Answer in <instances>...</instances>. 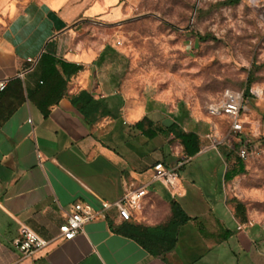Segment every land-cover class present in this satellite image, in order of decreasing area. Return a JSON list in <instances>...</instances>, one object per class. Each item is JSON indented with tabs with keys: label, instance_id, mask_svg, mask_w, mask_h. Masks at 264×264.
I'll use <instances>...</instances> for the list:
<instances>
[{
	"label": "crops",
	"instance_id": "0c3cea01",
	"mask_svg": "<svg viewBox=\"0 0 264 264\" xmlns=\"http://www.w3.org/2000/svg\"><path fill=\"white\" fill-rule=\"evenodd\" d=\"M121 1L44 0L14 8L3 0L0 81L8 91L0 98V264H264V221L243 199L249 195L244 174L227 180L236 162L219 155L224 168L220 176L207 174V191L185 180L186 164L211 153L201 126L188 113L166 112L120 77L116 47L100 33L125 20ZM86 26L93 29L85 33ZM44 55L80 67L65 77V95L48 116L29 98L43 81L40 71L29 72L28 60ZM16 80L25 101L5 119L20 96ZM83 92L107 107L84 112ZM146 118L152 125L137 130ZM173 124L198 134L197 156H186L181 142L165 133ZM157 163L179 168L175 189L154 179ZM137 188L147 196L130 221L110 210L74 240L61 236L75 204L98 211ZM248 222L253 226L238 230ZM24 226L49 242L31 258L14 245Z\"/></svg>",
	"mask_w": 264,
	"mask_h": 264
},
{
	"label": "rangeland",
	"instance_id": "374dc122",
	"mask_svg": "<svg viewBox=\"0 0 264 264\" xmlns=\"http://www.w3.org/2000/svg\"><path fill=\"white\" fill-rule=\"evenodd\" d=\"M8 1L16 8L44 0ZM228 1L122 0L125 20L100 29V34L103 43L116 47L120 77L128 78L136 93L158 101L170 114H190L201 126L211 153L186 164L181 171L185 180L194 179L207 191V174L220 176L224 168L219 155L234 163L241 140L252 146L254 153L245 161L241 177L249 194L243 199L264 221V0H241L237 5ZM2 4L0 0V17ZM92 29L86 26L84 32ZM199 36L210 38L203 41ZM226 91L244 97V132L228 143L224 141L231 122L208 113L210 105L223 101Z\"/></svg>",
	"mask_w": 264,
	"mask_h": 264
},
{
	"label": "built area",
	"instance_id": "2783aa9c",
	"mask_svg": "<svg viewBox=\"0 0 264 264\" xmlns=\"http://www.w3.org/2000/svg\"><path fill=\"white\" fill-rule=\"evenodd\" d=\"M117 46L122 43L119 37H114ZM29 72L33 71L38 61L29 59ZM7 88V81H0V92ZM244 105V97L242 94L234 91H226L223 101L219 104H212L208 107V112L212 116L225 117L231 122L225 143L232 142L240 138L244 132V122L241 119ZM217 144H220L216 141ZM238 156L247 161L254 153L252 146L243 141L242 146L238 150ZM154 179L163 183L170 189H175L180 179L179 168L173 169L165 166L163 163H157L154 166ZM179 195L175 193L174 196ZM147 196L145 188L131 189L119 200L115 202H102L100 210H94L91 206L81 203L74 205V212L68 217V220L61 228V236L65 240H74L83 230L85 224L97 220L99 217H105L110 210H116L119 218L124 221H130L136 215L142 206V202ZM246 226H253V222L246 225H239L238 230L242 231ZM49 242L41 238L30 228L24 226L21 228L19 238L14 242L16 248L23 254L25 258H31L48 246Z\"/></svg>",
	"mask_w": 264,
	"mask_h": 264
},
{
	"label": "trees",
	"instance_id": "16d2710c",
	"mask_svg": "<svg viewBox=\"0 0 264 264\" xmlns=\"http://www.w3.org/2000/svg\"><path fill=\"white\" fill-rule=\"evenodd\" d=\"M241 0H229L226 4L228 5H237L240 3ZM210 37L202 38L199 36V39L205 41L209 39ZM62 69L63 73L60 72V69ZM40 71L41 72V79L43 81V85L39 87L38 90L35 91V93H29V98L34 102V104L42 111L44 116L49 115V109L53 105L58 104L61 99L65 95V91L67 89V80L65 79L66 76H71L80 71V67L67 64L63 62L62 60L57 59L54 56L50 55H44L38 62L37 66L34 68L33 71ZM16 84L19 85V94L20 96H17V102L13 103L9 107V112L5 119H8L11 117L14 112L18 109L20 105H22L25 101L24 96V89L22 86L21 80H16ZM8 88L3 91V93H0V98L5 97L4 95H7ZM36 94V95H35ZM79 100L82 103V110L85 112L86 109L93 110L94 105H103L104 107H107L105 105V102H94L92 98L85 92L81 93L79 96ZM89 114V113H88ZM109 116L112 114L110 111L107 112ZM113 116V115H112ZM114 117V116H113ZM147 125H152V122L146 118L144 121L138 123L135 128L140 131H144ZM165 133L167 134H173L175 136L176 140H179L184 148V153L186 156L193 158L197 156L201 151V142L200 137L197 133L191 132L187 133L183 130L181 126L178 124H173L165 129ZM243 144V141L241 140L239 143V149ZM246 173V166L245 161H243L239 156L236 160L235 165L233 166L232 170L228 172L227 180H232L238 175H242ZM238 210L243 212V208L240 205V203L237 205Z\"/></svg>",
	"mask_w": 264,
	"mask_h": 264
}]
</instances>
